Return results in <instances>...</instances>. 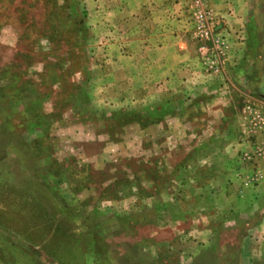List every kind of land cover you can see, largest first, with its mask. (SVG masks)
<instances>
[{
    "label": "rangeland",
    "instance_id": "1",
    "mask_svg": "<svg viewBox=\"0 0 264 264\" xmlns=\"http://www.w3.org/2000/svg\"><path fill=\"white\" fill-rule=\"evenodd\" d=\"M234 1L204 50L171 1L164 84L132 0H0V264H264V0Z\"/></svg>",
    "mask_w": 264,
    "mask_h": 264
},
{
    "label": "crops",
    "instance_id": "2",
    "mask_svg": "<svg viewBox=\"0 0 264 264\" xmlns=\"http://www.w3.org/2000/svg\"><path fill=\"white\" fill-rule=\"evenodd\" d=\"M171 1L172 0H132L134 8L137 10L136 12L142 8L144 14L142 17L145 18V22L149 24L144 30L146 37L140 43V48L146 51V58L144 57L142 61L143 65L145 64V67L147 66V71L148 73L150 72V74L145 75L146 77L143 78V80H146L148 83L158 81L167 84V82L171 80V77L167 74L169 67H177V62H182L183 55H185L182 51H184V48L186 49V43L176 40L179 34L174 29L172 31L169 29L170 32H168V30H165V27L162 26V24L165 25L171 16V8H169ZM230 1L233 6L234 2H237L234 0H208V5L214 9L218 15L223 17V15H226V11H229V7L226 8V2L230 3ZM219 11L225 14L222 13V15ZM155 67H157V70L153 72L152 70H155ZM176 72L179 71H175V75ZM167 75L169 77L168 80L166 78ZM175 75L173 78H175ZM258 189L260 192L264 191V187L262 186Z\"/></svg>",
    "mask_w": 264,
    "mask_h": 264
},
{
    "label": "built area",
    "instance_id": "3",
    "mask_svg": "<svg viewBox=\"0 0 264 264\" xmlns=\"http://www.w3.org/2000/svg\"><path fill=\"white\" fill-rule=\"evenodd\" d=\"M190 17L193 23L192 37L200 43L199 50H204L206 42L215 43L220 48L222 42L215 32L217 26L216 16L206 6L207 0H187ZM215 57V55H214Z\"/></svg>",
    "mask_w": 264,
    "mask_h": 264
}]
</instances>
